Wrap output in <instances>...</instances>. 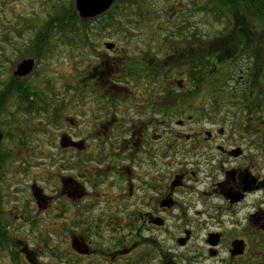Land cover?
Instances as JSON below:
<instances>
[{"label":"flooded vegetation","instance_id":"af4514ba","mask_svg":"<svg viewBox=\"0 0 264 264\" xmlns=\"http://www.w3.org/2000/svg\"><path fill=\"white\" fill-rule=\"evenodd\" d=\"M4 2L0 264H264V129L169 71L182 46L103 25L116 2L83 19L81 74H41L59 29Z\"/></svg>","mask_w":264,"mask_h":264},{"label":"trees","instance_id":"16d2710c","mask_svg":"<svg viewBox=\"0 0 264 264\" xmlns=\"http://www.w3.org/2000/svg\"><path fill=\"white\" fill-rule=\"evenodd\" d=\"M191 1L196 9L203 8L207 12H213L204 15L207 18L206 22L215 18L213 22L215 26L216 24L219 26L220 23L224 26V22L227 26L214 27L216 31L221 32L218 37L201 34L197 28L185 39L182 35L186 36V27L184 31L179 29L172 32L176 38L182 40L181 43L178 41L175 44L184 45L176 48L180 56L176 57L178 61L168 65L169 71L174 69L195 83L198 82L200 90L205 91L208 96L209 105L214 92L216 113H227L234 109L241 120L247 122L243 129L251 131L253 121L264 122V0H197V3ZM49 2L52 3V0ZM60 3L62 9L58 3L54 5L47 3V9L50 11L45 9L47 21L43 24L47 27L55 25L60 31L59 34L68 36L71 33L81 42L80 28L83 19L80 18L75 3H72V0L69 5L62 0ZM230 8H236L235 12L232 13ZM116 10L117 13L110 19L115 18L120 26H125V19L135 20L137 16L149 19V15L153 13L146 0H118ZM33 21L38 22L36 17ZM40 39V43L45 40L43 37ZM252 46L258 49L257 55L250 51ZM240 59H245L249 64L253 62L252 72L248 74L244 85L239 82L241 89L230 88V77ZM257 115L260 116L259 120L254 119Z\"/></svg>","mask_w":264,"mask_h":264},{"label":"rangeland","instance_id":"374dc122","mask_svg":"<svg viewBox=\"0 0 264 264\" xmlns=\"http://www.w3.org/2000/svg\"><path fill=\"white\" fill-rule=\"evenodd\" d=\"M60 1L61 0H52V3H50L49 0H5L4 4H6L8 7V14H11V9H16V7H18L17 10L22 14V18L25 19V25H34L33 23H35L36 26L40 25L41 27H47L43 24L47 21L45 20L47 17L45 9L50 11V9H47V3L48 5H54L58 3L59 7L62 9V4L60 3ZM62 1L66 2L69 5V2L71 0ZM194 1L195 3L198 2L197 0ZM146 2H148L151 12H153L149 15V19H142L140 16H137L135 20L125 19L124 22L125 26L127 27L129 25L140 27L146 33V35L149 36V41L153 43L154 49H162L164 43L169 42L174 44L179 41V39L175 37L176 35L173 38H170L173 35L172 32L174 31L175 27H182V31H184L186 27V36H190L191 33H193V31L197 28L201 34L208 35L210 37H218L221 32L216 31L214 27L220 28L227 26L225 22L224 26L221 23L219 24V26H217V24L215 26L213 23L215 21V18H211L206 22L207 18L204 15H206L207 13L211 14L213 12H207L206 9L203 8H199V10L196 9L191 0H146ZM72 3H75V0H72ZM186 4L188 5L187 7ZM211 7L213 8L214 5H211ZM2 9L3 0H0V16L2 15ZM230 10L232 13H234L236 8H230ZM201 12H203V14ZM240 15L242 16V14ZM195 16L197 17L195 18ZM34 17L37 18L38 22L33 21ZM103 23V25H111L112 20H110L108 23ZM52 26L55 25H51L49 27ZM147 27H152V30L150 31ZM164 29L167 30L164 31ZM58 31L59 30H57V32ZM59 33L60 31L56 34H51L56 38L52 46H47L48 51L51 53V55L49 54L51 59L48 61V56L42 61V65L38 70V73L44 74L50 72L51 75H56L58 73L64 76L71 75L72 77H75L76 75L81 74L84 70L83 62L81 61L80 57L81 42L79 41V38L77 36H73L70 33L69 36L61 35ZM182 36L186 38L185 34ZM201 36L206 37L203 35ZM183 45L184 44H182L181 46ZM50 49H52V51H50ZM256 50L258 51L255 46H252V48L250 49L253 55L258 54ZM252 67L253 62L249 64L245 59H240L238 64L236 65L235 72L230 77L231 80L229 82V87H238L241 89L239 82H242L243 85L246 83L248 74L252 72ZM207 97L208 96L205 94V91L201 90L200 100L202 103L203 100L207 99ZM259 117L260 116L257 115L254 117V119L259 120ZM256 122L254 123L259 126L258 129H264L263 125L262 127H260V122H262V120ZM37 125L38 123L35 125H31L32 128H30V131H32V129L35 130ZM258 136L260 137L259 132L255 137L258 138ZM17 165L18 164L16 163L13 165V167H16ZM2 192L8 193L4 190Z\"/></svg>","mask_w":264,"mask_h":264},{"label":"water","instance_id":"95a60500","mask_svg":"<svg viewBox=\"0 0 264 264\" xmlns=\"http://www.w3.org/2000/svg\"><path fill=\"white\" fill-rule=\"evenodd\" d=\"M117 0H75L77 12L81 19H92L106 13ZM34 70V61L22 62L17 70V76H28ZM2 136L0 134V141Z\"/></svg>","mask_w":264,"mask_h":264}]
</instances>
